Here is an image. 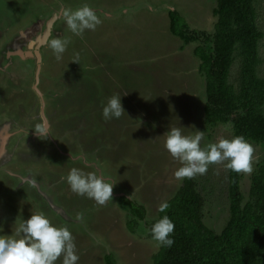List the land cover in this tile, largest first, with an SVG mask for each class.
<instances>
[{
  "label": "rangeland",
  "instance_id": "374dc122",
  "mask_svg": "<svg viewBox=\"0 0 264 264\" xmlns=\"http://www.w3.org/2000/svg\"><path fill=\"white\" fill-rule=\"evenodd\" d=\"M252 2L263 32L257 65L263 77L264 0ZM61 4H88L101 23L75 35L58 15ZM215 5L216 0H0V235L14 236L23 220L43 212L54 226L71 231L77 264H105V256L112 264H151L159 245L148 225L183 181L173 176L182 165L164 147L167 132L204 131L201 147L232 137L231 122H204L205 80L193 53L203 44L200 33L213 32ZM169 10L200 34L198 41L184 45L170 32ZM55 38L70 41L60 60L50 47ZM239 68L236 53L229 73L234 85ZM117 91H128L121 96L125 114L105 121L102 109ZM38 125L46 126V136L35 133ZM250 143L253 173L264 161V146ZM73 167L117 182L112 201L101 206L72 192L66 177ZM252 173H241L244 198ZM192 181L204 223L219 232L229 215L228 170L209 165ZM124 198L144 207L143 219ZM128 219L135 220L133 230Z\"/></svg>",
  "mask_w": 264,
  "mask_h": 264
},
{
  "label": "trees",
  "instance_id": "16d2710c",
  "mask_svg": "<svg viewBox=\"0 0 264 264\" xmlns=\"http://www.w3.org/2000/svg\"><path fill=\"white\" fill-rule=\"evenodd\" d=\"M213 32L204 34L203 44L194 47L199 59L198 72L205 80L204 122L232 124V137L242 135L249 142L264 146V76L257 74L258 45L263 37L255 21L252 0H216ZM170 32L184 45L198 41L200 34L189 30L176 10L168 11ZM210 43L205 47L204 43ZM237 53L240 68L237 85L229 73ZM231 137V138H232ZM241 173L228 170V218L217 232L202 218V200L192 179L185 178L174 195L167 199L169 208L158 210L152 225L167 215L175 225L171 247L159 245L151 264H264V161L250 177L247 198L240 190ZM138 219L144 207L124 198ZM135 220L126 225L133 230ZM105 264H112L105 256Z\"/></svg>",
  "mask_w": 264,
  "mask_h": 264
},
{
  "label": "clouds",
  "instance_id": "9594fccd",
  "mask_svg": "<svg viewBox=\"0 0 264 264\" xmlns=\"http://www.w3.org/2000/svg\"><path fill=\"white\" fill-rule=\"evenodd\" d=\"M58 15L65 20L68 29L78 36L85 30L95 31L101 23L96 10L88 4L75 9L61 4ZM69 42L61 38L51 40L50 47L57 60L62 58ZM77 60L78 56L71 62L77 63ZM127 94L128 91H117L108 99L102 109L105 121L119 119L125 114L121 96ZM35 133L46 136V126L38 125ZM204 135V131L200 130H196L194 135H184L180 127H173L167 132L164 147L182 165L173 173L175 179H193L205 175L209 165L213 164H223L226 170L237 174L252 173L255 148L244 136L236 135L231 139L220 136L216 142L201 147ZM66 181L72 192L91 198L101 206L112 201L113 188L117 183L106 179L103 173H86L75 167L70 169ZM168 208L167 201L159 205L160 212ZM83 219L82 213L77 214V221L82 222ZM174 229L172 220L164 215L152 225L150 232L158 245L171 247L174 240L170 236ZM74 239L67 226H54L43 212L33 213L29 219L20 223L14 236L0 235V264H55L61 257L62 264H77L79 256L76 254Z\"/></svg>",
  "mask_w": 264,
  "mask_h": 264
},
{
  "label": "crops",
  "instance_id": "0c3cea01",
  "mask_svg": "<svg viewBox=\"0 0 264 264\" xmlns=\"http://www.w3.org/2000/svg\"><path fill=\"white\" fill-rule=\"evenodd\" d=\"M4 209V208H3ZM10 217V216H9ZM9 217H5L6 218V220H8L9 221V224H10V220H9Z\"/></svg>",
  "mask_w": 264,
  "mask_h": 264
},
{
  "label": "flooded vegetation",
  "instance_id": "af4514ba",
  "mask_svg": "<svg viewBox=\"0 0 264 264\" xmlns=\"http://www.w3.org/2000/svg\"><path fill=\"white\" fill-rule=\"evenodd\" d=\"M4 91H2V95H3ZM3 98V97H2ZM2 130V129H1Z\"/></svg>",
  "mask_w": 264,
  "mask_h": 264
}]
</instances>
